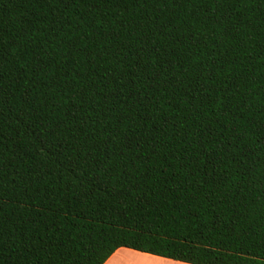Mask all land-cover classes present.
Returning a JSON list of instances; mask_svg holds the SVG:
<instances>
[{
  "label": "trees",
  "instance_id": "obj_1",
  "mask_svg": "<svg viewBox=\"0 0 264 264\" xmlns=\"http://www.w3.org/2000/svg\"><path fill=\"white\" fill-rule=\"evenodd\" d=\"M120 248L264 264V0H0V264Z\"/></svg>",
  "mask_w": 264,
  "mask_h": 264
},
{
  "label": "crops",
  "instance_id": "obj_2",
  "mask_svg": "<svg viewBox=\"0 0 264 264\" xmlns=\"http://www.w3.org/2000/svg\"><path fill=\"white\" fill-rule=\"evenodd\" d=\"M104 264H186L170 259L137 252L131 249L116 250Z\"/></svg>",
  "mask_w": 264,
  "mask_h": 264
}]
</instances>
